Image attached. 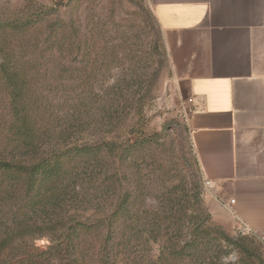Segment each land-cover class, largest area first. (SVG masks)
Returning a JSON list of instances; mask_svg holds the SVG:
<instances>
[{
  "label": "rangeland",
  "instance_id": "374dc122",
  "mask_svg": "<svg viewBox=\"0 0 264 264\" xmlns=\"http://www.w3.org/2000/svg\"><path fill=\"white\" fill-rule=\"evenodd\" d=\"M182 97L149 0H0V151L60 157L52 199L0 178L5 263L264 264V237L215 205Z\"/></svg>",
  "mask_w": 264,
  "mask_h": 264
},
{
  "label": "crops",
  "instance_id": "0c3cea01",
  "mask_svg": "<svg viewBox=\"0 0 264 264\" xmlns=\"http://www.w3.org/2000/svg\"><path fill=\"white\" fill-rule=\"evenodd\" d=\"M149 4L192 99L191 147L215 205L264 237V0Z\"/></svg>",
  "mask_w": 264,
  "mask_h": 264
},
{
  "label": "trees",
  "instance_id": "16d2710c",
  "mask_svg": "<svg viewBox=\"0 0 264 264\" xmlns=\"http://www.w3.org/2000/svg\"><path fill=\"white\" fill-rule=\"evenodd\" d=\"M14 27V26H13ZM13 30V29H12ZM14 139L10 140V144L13 147L22 146V148L26 149L25 154L29 152L28 147L32 144L28 139L31 137L30 129L26 125L15 124L11 129ZM1 150V148H0ZM56 158V159H55ZM60 157L53 158H41L36 160L35 162L31 159H27L26 156L22 155H6L3 151H0V178H6V183L9 184L11 190L14 195L17 193L21 198H26L29 200V203H33L42 200L52 199L53 195L48 196L45 192H41L38 190L37 186L41 184V182L46 181L53 174H55L54 165L58 166V159ZM7 184V185H8ZM2 183L0 182V189ZM6 188V187H4ZM4 192L0 191V199H2ZM29 204V205H30ZM73 235H68V240L70 242ZM8 244V240L6 238L0 237V264H6L4 260V248ZM196 238L186 241L183 245L177 246L175 245L173 248L175 249L176 254H184L187 251H196ZM190 257L194 258L196 253L193 255L190 253ZM191 258V259H192Z\"/></svg>",
  "mask_w": 264,
  "mask_h": 264
},
{
  "label": "built area",
  "instance_id": "2783aa9c",
  "mask_svg": "<svg viewBox=\"0 0 264 264\" xmlns=\"http://www.w3.org/2000/svg\"><path fill=\"white\" fill-rule=\"evenodd\" d=\"M191 102H192V99H191V98H189V99L185 102L186 111H188L189 114L193 112V110H191L190 107H189V108L187 107V105H189V103H191ZM206 184L209 186V184H208L207 182H206ZM230 203H233V200H231Z\"/></svg>",
  "mask_w": 264,
  "mask_h": 264
}]
</instances>
